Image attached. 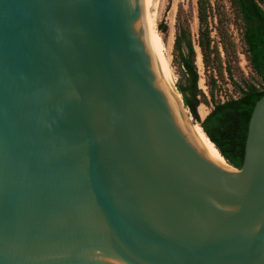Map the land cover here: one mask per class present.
<instances>
[{"label": "water", "instance_id": "1", "mask_svg": "<svg viewBox=\"0 0 264 264\" xmlns=\"http://www.w3.org/2000/svg\"><path fill=\"white\" fill-rule=\"evenodd\" d=\"M153 1L0 0V264H264V97L216 166L136 42Z\"/></svg>", "mask_w": 264, "mask_h": 264}, {"label": "trees", "instance_id": "2", "mask_svg": "<svg viewBox=\"0 0 264 264\" xmlns=\"http://www.w3.org/2000/svg\"><path fill=\"white\" fill-rule=\"evenodd\" d=\"M242 29L245 55L252 69V77L236 78L232 55H237L221 10L211 0H198L199 37L197 46L201 50L206 72L210 77V97L200 88V71L197 65L198 51L194 42L189 17H183L185 10L180 8L176 25V39L173 63L180 76L177 85L186 108L195 121L216 145L229 165L236 169L244 167L246 144L250 123L257 103L264 97V0H230ZM219 16V35L222 47L228 57L224 60L219 45L213 38L211 19ZM160 31L168 33V26ZM228 75L236 95L222 100L217 98V80ZM202 105L211 107L210 114L202 120L199 109Z\"/></svg>", "mask_w": 264, "mask_h": 264}, {"label": "rangeland", "instance_id": "3", "mask_svg": "<svg viewBox=\"0 0 264 264\" xmlns=\"http://www.w3.org/2000/svg\"><path fill=\"white\" fill-rule=\"evenodd\" d=\"M211 1L217 9L221 10V18L225 22L224 26L226 27V30L228 31L236 47L237 55L236 56L232 55L230 59L233 62L234 75L238 79L243 76L247 78H251L252 69L245 55V46L242 40V29L237 20L236 12L231 4V1L230 0H211ZM181 7H183L185 10V13H183V17L187 16L191 20V29L193 33V38L198 51L197 65L201 76L199 86L205 92V94L210 97L211 87L209 84L211 79L209 77V73L206 72V67L203 61L201 50L197 46L198 37H199L198 0H154L153 5L150 9V14L155 21L156 29L160 37L165 43V47L167 49V56L171 62V70L177 87L180 80V76L178 74L177 68L174 66L173 63V51H174V43L177 32L176 29L177 18ZM219 20L220 18L217 14L215 17L211 19L213 38L216 42V45H219L224 60H227L228 57L225 53V50L222 47L223 40L219 35V31L217 30L220 26ZM162 25L168 26L167 34H164L160 31ZM215 80H217V91H216L217 98L225 100L227 99L228 96L236 95L235 90L231 85L227 74H225L224 79L217 77L215 78ZM185 109L187 110V114L189 116L190 121L193 124L200 127V125L195 121L191 112L186 107ZM199 112L202 120H204L210 114L211 107L202 105L199 109Z\"/></svg>", "mask_w": 264, "mask_h": 264}, {"label": "bare ground", "instance_id": "4", "mask_svg": "<svg viewBox=\"0 0 264 264\" xmlns=\"http://www.w3.org/2000/svg\"><path fill=\"white\" fill-rule=\"evenodd\" d=\"M152 5L153 3L140 22L136 42L147 61L148 68L154 77L155 84L164 92L170 101L172 109L180 118V120L177 121L178 128L184 132L187 140L194 142L196 147L203 150V154H205L216 166L225 170L234 171V168L228 164L216 146L206 136L203 129L193 124L189 119L187 110L183 104L182 96L175 84L165 43L160 37L156 29L155 21L150 14Z\"/></svg>", "mask_w": 264, "mask_h": 264}]
</instances>
